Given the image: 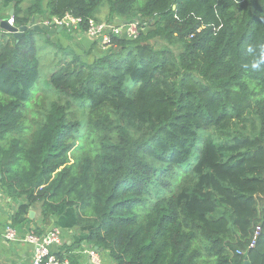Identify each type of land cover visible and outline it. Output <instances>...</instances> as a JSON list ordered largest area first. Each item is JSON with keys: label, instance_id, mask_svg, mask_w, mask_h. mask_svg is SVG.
Wrapping results in <instances>:
<instances>
[{"label": "trees", "instance_id": "1", "mask_svg": "<svg viewBox=\"0 0 264 264\" xmlns=\"http://www.w3.org/2000/svg\"><path fill=\"white\" fill-rule=\"evenodd\" d=\"M25 1L0 0L14 10L0 17L96 19L103 0ZM106 2L107 21L136 19L138 36L91 61L64 53L56 100L31 125L34 32L0 45V186L25 200L13 223L39 203L111 264H264V71L243 66V46L264 43V0Z\"/></svg>", "mask_w": 264, "mask_h": 264}, {"label": "crops", "instance_id": "2", "mask_svg": "<svg viewBox=\"0 0 264 264\" xmlns=\"http://www.w3.org/2000/svg\"><path fill=\"white\" fill-rule=\"evenodd\" d=\"M8 11L10 10L8 9ZM112 19L121 21L119 17ZM38 34L47 37L49 41H52V44H56L59 48H65L66 52H74L82 56L85 61H91L92 57L97 55L93 50L94 47L91 49V41L77 31L72 32L61 28L60 31H55L49 36L47 32H38ZM24 201L23 197L9 196L3 190V197L0 201V264H31L33 245L24 241L23 235L29 232L41 233L51 226H57L60 230V244L53 248L56 255L61 257L60 259L66 260L68 264H93L89 258V251L94 249L100 257L99 264H111V260L105 251L95 249L92 244L81 240L82 233L78 228L59 226L54 215L49 218L48 223L44 222L39 203L29 206L23 221L13 223V215ZM8 224L18 231L16 239L4 238V229Z\"/></svg>", "mask_w": 264, "mask_h": 264}, {"label": "built area", "instance_id": "3", "mask_svg": "<svg viewBox=\"0 0 264 264\" xmlns=\"http://www.w3.org/2000/svg\"><path fill=\"white\" fill-rule=\"evenodd\" d=\"M6 20L10 25H14L12 16ZM37 23L53 29L62 28L67 31H77L86 36L91 43L102 48V50L106 49V45L112 36L116 35L124 39H135L142 29L136 19L130 22L115 20L100 21L93 17L84 18L69 12L64 13L62 16L51 15L48 18L41 19ZM2 197L3 189L0 186V201ZM260 231V226L256 225L250 234L246 249H237L236 253L244 255L247 249L252 248L260 235ZM3 236L9 240L16 239L18 231L8 224L4 229ZM23 240L33 245L31 264H68L66 260L60 259L53 250L54 247L60 244V230L57 226H51V228L41 233H26L23 235ZM89 258L93 264H99L100 257L96 250L91 249L89 251Z\"/></svg>", "mask_w": 264, "mask_h": 264}, {"label": "rangeland", "instance_id": "4", "mask_svg": "<svg viewBox=\"0 0 264 264\" xmlns=\"http://www.w3.org/2000/svg\"><path fill=\"white\" fill-rule=\"evenodd\" d=\"M30 3H32V0H27L23 3V7L28 6ZM8 8H4L0 12V16L6 17L9 14ZM107 2L106 0H103L100 5L97 8V11L95 13L96 20L100 21H106L107 18ZM1 18V17H0ZM42 19V18H41ZM38 18V20H34L33 23H37L41 20ZM9 36V33L4 32L0 29V45L6 40V38ZM34 42H35V49L36 54L38 56V59L40 61V73L38 77L39 82V89L35 91V87L32 90V98L30 101H27L24 106L27 108L26 110V119L25 122L28 124H32L34 119L37 117H40L43 115L48 108L50 107V104L52 101L56 100V96L52 93H57L49 84H48V78L53 69L56 67V64L59 59L64 56V53H66V49L62 47H58L56 44H52V41H49L47 37H43V35H39L38 33L32 34ZM94 52L97 54L102 53L106 49H103L98 46H93ZM95 54V53H94ZM36 83V84H37ZM58 94V93H57ZM56 94V95H57ZM264 96V93L262 94ZM74 114L70 118H76V119H82L85 115L84 113H79L80 107H77L76 105H73L70 108ZM79 109V110H77ZM37 112V114H35ZM39 113V114H38ZM76 114V116H75ZM195 160V157L191 158V162Z\"/></svg>", "mask_w": 264, "mask_h": 264}, {"label": "water", "instance_id": "5", "mask_svg": "<svg viewBox=\"0 0 264 264\" xmlns=\"http://www.w3.org/2000/svg\"><path fill=\"white\" fill-rule=\"evenodd\" d=\"M13 9H10L9 14L12 15L13 14ZM34 19L32 18L30 22H28L26 25H20V26H16V25H10L6 18H1L0 19V29L3 30L6 33L12 34V36L14 37H18L23 35L27 30H32L34 33H44L47 32L48 36L51 33H54L55 31H60L61 28H50L46 25H39L38 23H33ZM95 249H97V246H94ZM243 264H250L248 262L247 259L244 260Z\"/></svg>", "mask_w": 264, "mask_h": 264}, {"label": "clouds", "instance_id": "6", "mask_svg": "<svg viewBox=\"0 0 264 264\" xmlns=\"http://www.w3.org/2000/svg\"><path fill=\"white\" fill-rule=\"evenodd\" d=\"M244 53L249 58L248 63L243 66L254 72L264 71V43H247Z\"/></svg>", "mask_w": 264, "mask_h": 264}]
</instances>
